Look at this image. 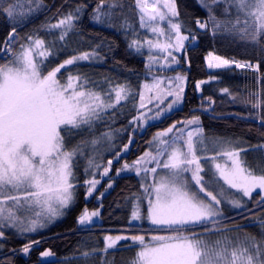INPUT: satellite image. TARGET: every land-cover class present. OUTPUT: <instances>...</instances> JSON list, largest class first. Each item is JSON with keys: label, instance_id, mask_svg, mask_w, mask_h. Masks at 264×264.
<instances>
[{"label": "snow or ice", "instance_id": "snow-or-ice-1", "mask_svg": "<svg viewBox=\"0 0 264 264\" xmlns=\"http://www.w3.org/2000/svg\"><path fill=\"white\" fill-rule=\"evenodd\" d=\"M196 2L207 13L205 19L195 20L198 30H206L213 38L251 45L258 56H264V0ZM0 4V13L10 23L15 22L0 42V249L10 239L6 232L11 230L28 239L22 248L12 251L28 255L41 242L27 234L37 233L66 215L76 203L80 187L87 200L108 177L104 191L96 197L101 199L113 188L115 177L131 173L139 178L141 191L126 197L132 208L123 231L142 226L132 222L146 220L155 226L154 231L166 234L152 235L147 243L144 235H104L103 248L85 250L80 258L88 260L99 254L101 264H110L105 259L109 250H117L119 242L125 241L130 245L121 248L139 247L130 264H264V218L259 222V237L247 233L241 236L239 225L228 227L235 218L226 215L228 207L241 210L239 214L245 219L254 215L248 201L264 211V169L258 172L246 160L249 147L240 139L206 135L200 116L174 121L157 131L148 141V150L131 163L123 159L115 176L109 175L113 161L121 162L133 143L130 135L119 150L113 144L120 133L129 131L112 127L124 107L131 104L136 111L128 122L135 133L150 122L162 121L183 104L187 75L163 74L169 69L175 71L173 66L181 62L180 53L186 56L185 42L197 41L196 31L181 19L177 0H133L139 28L153 38L140 37L136 26L124 15V0H98L89 13L94 23L122 30L126 38L130 35L128 48L133 52L143 55L147 49L151 81L145 80L139 91L127 80L94 81L80 71L83 62L104 59L101 44L74 52L53 66L61 53H67L69 37L81 34L78 22L87 5L78 4L55 23L41 25L40 30L52 37L46 40L39 31L23 37L17 31L24 20L45 7L44 0H7L6 4L0 0ZM206 60L208 69L235 68L256 73L255 91L246 95L228 87L219 91L234 104L250 107L247 116L237 115V119H251L264 126L261 61L225 58L214 52H209ZM154 67L161 74L153 72ZM218 79L210 75L197 81L195 87L202 92V86ZM206 99L205 110L212 109L216 101L211 96ZM98 124H104L107 130L96 135ZM85 130L91 138L69 147L67 141ZM252 150L264 151V144L252 146ZM103 152H111L112 156L101 163ZM78 157L85 162L83 172L87 178L82 184L76 174ZM257 190L258 198H254ZM102 207V203L94 210L84 207L77 217L78 226L90 231ZM54 255L51 249L40 253L42 258Z\"/></svg>", "mask_w": 264, "mask_h": 264}, {"label": "trees", "instance_id": "trees-1", "mask_svg": "<svg viewBox=\"0 0 264 264\" xmlns=\"http://www.w3.org/2000/svg\"><path fill=\"white\" fill-rule=\"evenodd\" d=\"M6 2L7 0H4L5 4ZM97 2L98 0H44L45 7L24 20L17 27V31L21 37L39 31V35L48 40L52 37L40 30L41 25L47 22L55 23L61 14L66 13L78 4H85L88 6L87 10L83 18L78 22L81 34L69 37L70 43L67 53H61L52 62L53 66L67 58L68 55L74 54V52L88 51L96 44H101L104 59L101 62L95 63L83 62L80 65V71L86 73L94 81H104L107 79L113 83H123L127 80L139 91L140 85L145 80L150 79L145 54H137L128 48V42L131 39L130 35L126 38L122 30L96 24L90 19L89 13H91ZM124 2V15L131 20L136 26V31L140 33L133 0H124ZM177 3L181 11V19L185 21L189 28L196 31L197 34L195 44H186V56L184 53L180 56V64L173 67L175 71L169 69L164 73L187 75L188 81L183 104L179 110H175L173 114H169L162 121L150 122L149 125L145 126L142 130L138 129L135 133L131 132V126L128 122L136 115V111L131 104L124 107L115 123L112 124V127L116 129L129 128V131L120 133L113 141V144L117 145L116 150H119L123 144L128 142L130 135L133 138V143L130 146L129 152L124 154L121 162L115 161L113 163L110 176H115L116 169L123 162V159L131 161L140 156L147 148L148 141L151 140L157 131L167 128L174 121L193 115L200 116L206 135L230 137L234 140L240 139L245 147H249L246 160L259 172L264 169V151L252 150V146L264 144V126L251 119H237V115L242 117L247 116L251 110L250 107L246 108L242 105L234 104L226 94H222L219 91L223 87H228L231 91L240 93L241 95H246L249 91H255L257 89L256 73L247 69L241 70L235 68L231 71L227 69L210 70L207 68L206 57L209 52H214L225 58L234 57L237 60H250L253 63L260 60L261 73H264V56H258L257 50L251 45H245L242 42L231 43L229 38H213L206 30H198L195 20L197 18L205 19L207 13L197 4L196 0H177ZM0 6L3 5L0 4ZM14 23H10L5 15L0 13V42L4 41ZM0 62H3V57H0ZM157 72L160 71L157 69ZM210 75H216L219 79L202 86V92L198 91L195 87L196 82L209 79ZM102 87H106V85H102ZM260 87L264 89V80L261 81ZM209 96L216 103L212 106V109L205 110L208 109L206 98ZM202 97L205 98L203 99V108L201 107ZM262 98H264V92H262ZM106 130L107 128L104 124H98L95 134L99 135ZM84 138H91V134L87 130L73 135L67 141L68 146L71 147ZM87 152L88 150L86 149V154ZM111 156V152H103L104 159L101 163L106 162ZM78 159L80 158L78 157ZM84 163V160L80 159V167L76 169V174L81 184L87 178L83 172ZM97 178H99V173H97ZM107 181L108 178L104 179L98 186L94 196L87 200L84 198V188L80 187L77 201L67 211L66 215L37 233L27 234L31 239L40 240L41 242L38 246H34L28 255H24L19 251L15 253L12 251V249L18 250L22 248L28 242V239L20 238L9 230L6 235L10 239L5 242L4 248L0 250V262L2 264H101L99 254L85 260L80 258V253L85 250H91L93 247L103 248L105 233L121 232L127 228L132 202L126 201V197L132 193H139L141 191L138 177L131 173L123 174L115 177L113 188L105 192L101 199H97L98 194L104 191ZM253 197L258 198V193L253 194ZM101 203L103 207L100 208V220L95 222V227H92L90 231L82 230L77 224L78 215L84 207L94 210L99 208ZM248 208L253 209L255 214H245L247 215L246 219L239 214L241 210L227 214L235 218V222H230L228 227L235 228L239 225L242 230L240 232L241 236L247 233L259 237L261 231L259 222L264 218V211L256 207L254 201L248 203ZM140 224L142 225L141 227L132 228L127 232L134 234L164 233L154 231V228L150 227L146 221H142ZM48 248L55 253V259L42 261L40 253ZM137 248V246H126L123 248L119 246L117 250L110 249L105 259L110 264H130V261L135 257Z\"/></svg>", "mask_w": 264, "mask_h": 264}, {"label": "rangeland", "instance_id": "rangeland-1", "mask_svg": "<svg viewBox=\"0 0 264 264\" xmlns=\"http://www.w3.org/2000/svg\"><path fill=\"white\" fill-rule=\"evenodd\" d=\"M150 2H151V0H150ZM139 35H140V37L141 38H145V37H147V38H153L152 37V34L150 33V32H148L147 30H145V29H140V33H139ZM188 42H185V44H187ZM144 54H145V58H146V61H147V49L145 48L144 49ZM181 55H183V53H180L179 55H178V58L180 59V56ZM206 62H207V60H206ZM175 66H177V65H174L173 67H175ZM154 69H156L155 71H154ZM210 70H212V69H210ZM153 72H155L157 75H159V74H161L160 72H157V68H153ZM149 74V73H148ZM164 74V73H163ZM177 74H179V73H175V74H173V73H170V74H164V75H167V76H174V75H177ZM149 77H150V79L149 80H147V81H151V74H149ZM186 89V88H185ZM199 91V90H198ZM184 94H185V92H184ZM169 99H171V98H169ZM167 102V101H166ZM182 106V105H181ZM150 107H151V105H150ZM148 148H149V144H148V146H147V148L145 149V151L146 150H148ZM130 149V148H129ZM144 151V152H145ZM129 152V151H128ZM127 152V153H128ZM143 152V153H144ZM127 153H125V154H127ZM142 153V154H143ZM141 154V155H142ZM133 160H131V161H128L129 163H131ZM115 162V160L113 161V163ZM222 162V161H221ZM114 165V164H113ZM112 169H113V166H112ZM111 173V172H110ZM110 173H109V175H110ZM123 174H130V173H121V175H123ZM120 175V176H121ZM119 177V176H118ZM106 178H108V177H104L103 178V180L104 179H106ZM102 180V181H103ZM101 181V182H102ZM257 193H259V190H257ZM253 194H255V193H253ZM89 199V198H88ZM245 199H247V198H245ZM250 201H248V203H249ZM234 211H238V210H232V209H230V207H228V208H226V215L227 214H230V213H232V212H234ZM100 212H101V209H100ZM58 220V219H57ZM100 220V217L99 218H94V223L95 222H98ZM146 221V220H145ZM147 222V224L150 226V227H152V228H155V226H151L150 224H149V222L148 221H146ZM134 223H141V222H134ZM80 227V226H79ZM6 234H7V232H6ZM120 234H129V235H144L145 236V242L147 243V242H150L151 241V236L152 235H157V234H160V235H163L164 233H149V234H146V233H141V234H134V233H130V232H125V231H121V232H116V233H105V235H120ZM232 235H235L236 233H231ZM211 239H216V237L215 236H212L211 237ZM148 240H150V241H148ZM123 244H130V242H125V241H121V242H119V244L117 245V248L119 247V246H121V245H123ZM138 247V246H137ZM49 249V248H48ZM1 250V249H0ZM47 250V249H46ZM139 250V247L137 248V251ZM43 252V251H42ZM40 259L42 260V261H50V260H54L55 259V255L53 256V257H48V258H42L41 256H40Z\"/></svg>", "mask_w": 264, "mask_h": 264}, {"label": "water", "instance_id": "water-1", "mask_svg": "<svg viewBox=\"0 0 264 264\" xmlns=\"http://www.w3.org/2000/svg\"><path fill=\"white\" fill-rule=\"evenodd\" d=\"M0 57H3V54L2 53L0 54Z\"/></svg>", "mask_w": 264, "mask_h": 264}]
</instances>
